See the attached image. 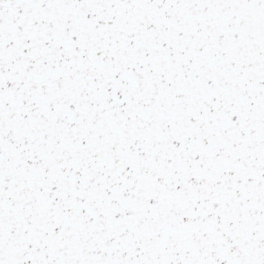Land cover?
I'll return each instance as SVG.
<instances>
[{
	"label": "snow or ice",
	"instance_id": "6c2138e0",
	"mask_svg": "<svg viewBox=\"0 0 264 264\" xmlns=\"http://www.w3.org/2000/svg\"><path fill=\"white\" fill-rule=\"evenodd\" d=\"M0 264H264V0H0Z\"/></svg>",
	"mask_w": 264,
	"mask_h": 264
}]
</instances>
